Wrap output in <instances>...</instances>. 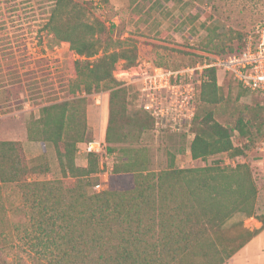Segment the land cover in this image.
Returning <instances> with one entry per match:
<instances>
[{
	"label": "trees",
	"instance_id": "16d2710c",
	"mask_svg": "<svg viewBox=\"0 0 264 264\" xmlns=\"http://www.w3.org/2000/svg\"><path fill=\"white\" fill-rule=\"evenodd\" d=\"M45 27L55 41L68 42L78 57L69 62L74 78L67 98L40 106L25 132L28 141L52 144L60 177L30 179L31 172L48 171V165H29L21 140L0 139V264L15 237H32L28 247L37 255L34 264H224L264 229V211H255L258 187L248 164L224 166L214 161L179 168L175 155L166 150L168 165L158 171L150 168L149 149L138 142L153 132V118L137 106L136 89L113 74L119 60L125 67L137 63L135 39L113 38L114 26L76 0H54ZM244 34L237 35L234 46L212 45V39L201 49L220 54L238 50ZM148 60L166 66L153 57ZM203 75L190 128L191 158L205 160L224 152L237 157L244 152L241 137L251 141L254 120L240 112L234 143L232 130L216 120L209 107L228 96L217 83L214 67ZM99 92H108L104 138L117 162L109 188L89 193L87 187L97 180L98 159L88 153L86 165L79 166L75 158L77 144L95 138L89 131L86 102L88 95ZM131 97L137 100L132 109ZM199 103L203 106L198 109ZM181 134L186 133L159 135ZM3 184L15 185L20 205L6 206ZM236 213L261 225L250 229L242 220L227 224Z\"/></svg>",
	"mask_w": 264,
	"mask_h": 264
},
{
	"label": "rangeland",
	"instance_id": "374dc122",
	"mask_svg": "<svg viewBox=\"0 0 264 264\" xmlns=\"http://www.w3.org/2000/svg\"><path fill=\"white\" fill-rule=\"evenodd\" d=\"M76 1L104 22L119 14L120 22L113 25L111 36L135 39L138 59L153 57L168 67L180 68L192 60H198L200 56L196 57V54L204 51L201 47L212 39V45L217 42L218 46L223 44L224 48L234 46L238 34L242 35L264 21V0ZM53 3L54 0H0V139H22L28 164L33 167L40 163L48 165V171L31 172L28 175L30 179L53 180L60 177L52 144L33 141L35 148L28 147L30 143L26 139L25 128L31 115L38 116L40 106L67 98L68 83L74 78L69 62L77 57L69 50L68 42L55 41L45 27ZM217 37L222 39L221 43ZM124 63L119 60L116 66L129 68ZM220 86L228 97L209 107L214 112V118L232 130L234 143L237 131L233 128L240 112L254 120L251 141L241 137L244 147L242 154L230 157L224 152L205 160L193 159L189 151L193 137L191 132L175 136L147 132L138 144L148 147L152 157L150 168L154 171L168 165L169 153L166 150L175 155L174 165L179 168L214 161L224 166H234L238 162L248 164L258 187L255 211L261 213L264 211V99L254 92L242 91L227 76L220 78ZM239 92L242 93L238 95ZM102 93L107 97L108 92L87 97L86 108L92 106L97 115L99 106H103ZM130 100L128 107L135 108L137 100L132 97ZM104 106L106 110L104 113L102 111L101 117L105 122L107 103ZM201 106L203 103H199L198 109ZM89 131L96 139L104 138L105 127L103 125L102 129L99 115L93 124H89ZM75 162L79 166L86 163L87 154L77 149ZM68 181L73 184L74 178L69 177ZM109 186L110 183L107 189ZM87 191L95 192L91 185ZM2 192L6 206L21 204L15 185L3 184ZM245 219L244 214L236 213L227 224L242 220L245 227L256 228L253 226L255 218ZM29 240L28 237H15L5 248L6 260L3 264H34L33 258L37 255L29 250ZM245 254L250 256L251 264H264V229L257 234L249 252Z\"/></svg>",
	"mask_w": 264,
	"mask_h": 264
},
{
	"label": "built area",
	"instance_id": "2783aa9c",
	"mask_svg": "<svg viewBox=\"0 0 264 264\" xmlns=\"http://www.w3.org/2000/svg\"><path fill=\"white\" fill-rule=\"evenodd\" d=\"M119 22L120 15L114 14L104 23L111 26L118 25ZM241 43L240 49L223 54L200 51V57L194 64L180 68L154 65L144 58L138 59L129 68L115 66L113 74L123 79L125 85L136 89L137 106L152 116L155 134L165 131L190 134L196 113L198 90L206 68H215L219 85L220 78L227 76L242 89L264 97V21L247 31ZM79 145L78 149L86 154L93 153L98 159V170L95 174L97 180L92 185L93 190L100 192L106 189L117 162L116 153L106 149L104 138H93Z\"/></svg>",
	"mask_w": 264,
	"mask_h": 264
},
{
	"label": "crops",
	"instance_id": "0c3cea01",
	"mask_svg": "<svg viewBox=\"0 0 264 264\" xmlns=\"http://www.w3.org/2000/svg\"><path fill=\"white\" fill-rule=\"evenodd\" d=\"M103 95H104V93H102V101L101 102H102V105H104V103H107V114L105 116V122H104V118L101 117L102 107L99 106L98 115L100 117V123L102 125V129H103V125H104V127H106L107 116H108V93H107V97H104ZM86 113H87L88 125L93 124L97 120V116H98L97 113L94 111L92 106L90 107V105L87 106V112ZM19 140L22 141V139H19ZM28 142L30 143L28 147L35 148L33 141H28ZM23 147H24V145H23ZM85 164L86 163L84 162L80 166H85ZM251 218H248V219H251ZM254 221H255L254 225H253L254 227H259V225H261L260 222L257 221L256 219H254ZM258 222H259V224H257ZM256 236L253 237L247 244H245L235 255H233L230 259H228L224 264H251V261L249 258L250 256L246 255L245 252H247V251L249 252V248L251 247V243H253L255 241Z\"/></svg>",
	"mask_w": 264,
	"mask_h": 264
},
{
	"label": "bare ground",
	"instance_id": "6f19581e",
	"mask_svg": "<svg viewBox=\"0 0 264 264\" xmlns=\"http://www.w3.org/2000/svg\"><path fill=\"white\" fill-rule=\"evenodd\" d=\"M102 107V111H103V113H104V111L106 110V107L103 105V106H101Z\"/></svg>",
	"mask_w": 264,
	"mask_h": 264
}]
</instances>
